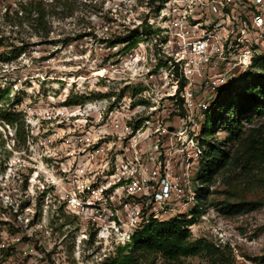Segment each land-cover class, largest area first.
Returning a JSON list of instances; mask_svg holds the SVG:
<instances>
[{"label": "rangeland", "instance_id": "1", "mask_svg": "<svg viewBox=\"0 0 264 264\" xmlns=\"http://www.w3.org/2000/svg\"><path fill=\"white\" fill-rule=\"evenodd\" d=\"M153 10L152 0H0V90L8 89L0 91V177L38 165L41 148L30 151L28 141L33 132L34 144L41 147L43 134L73 122L71 117L59 121L66 118L60 115L62 106L96 102L104 108L115 99L131 97L147 104L134 123L142 125L148 118L146 126L159 123L178 133L184 129L189 145L193 136L203 151L205 141L221 142L230 156L212 181H202L203 186L209 185V192L200 191L197 209L193 203L181 207L194 214L191 237L205 238L210 252L203 249L180 264H264V111L252 106L243 114L236 127L238 139L225 129L229 117L205 137L206 110L223 86L232 87L233 96L244 92L245 72L226 74V82L218 87L211 86L209 78H197L179 86L177 94L183 93V100H172L174 79L167 62L157 54L154 36L143 37L142 44L133 47L127 39L117 41ZM143 91L149 100L142 97ZM98 108L92 109L97 115ZM5 115L13 121H6ZM28 155L35 157L33 164ZM201 158L186 171L192 190L199 188ZM3 182L7 181L0 182V191L12 194L19 184L27 185L24 173L17 183ZM57 204L52 206L57 213L35 218L37 224L42 219L48 229L44 264H109L117 245L100 240L91 227L80 225ZM145 264L174 263L157 257Z\"/></svg>", "mask_w": 264, "mask_h": 264}, {"label": "built area", "instance_id": "2", "mask_svg": "<svg viewBox=\"0 0 264 264\" xmlns=\"http://www.w3.org/2000/svg\"><path fill=\"white\" fill-rule=\"evenodd\" d=\"M152 7L148 19L138 24V43L154 36L157 54L174 79L172 100H183L184 94H177L181 85L202 77L218 87L226 74L246 72L264 57V0H152ZM147 27L153 29L149 35ZM141 95L147 99L146 91ZM62 107L60 115L66 118L59 116V121L71 117L73 122L43 134L41 147L31 134L30 151L41 148L42 154L38 165L28 155L33 165L21 172L27 185L19 184L16 194L0 191V264H44L48 229L35 218L57 213L56 201L57 208L91 227L100 240L117 246L128 244L135 230L152 220L194 215L181 209L197 206L204 187L198 177L199 188L190 189V173L185 176L203 157L194 136L189 145L184 129L146 126L148 118L142 125L134 123L147 104L127 96L104 108L96 102ZM21 173H6L0 182L17 183Z\"/></svg>", "mask_w": 264, "mask_h": 264}, {"label": "trees", "instance_id": "3", "mask_svg": "<svg viewBox=\"0 0 264 264\" xmlns=\"http://www.w3.org/2000/svg\"><path fill=\"white\" fill-rule=\"evenodd\" d=\"M139 30L140 25L130 30L128 34L120 36L117 41L121 42L127 39L129 46L133 47L141 39ZM152 32L153 29L150 27L145 29V33L148 35ZM253 67L244 74L247 77L244 92L240 91L233 96L231 95L232 87L223 86L219 89L218 97L206 110V121L203 124L205 137L213 134L214 125H219L225 120V117H229L230 123L226 125L225 129L229 135L238 139L239 134L236 132V127L241 123L243 114L249 111L252 106L262 107V111H264V57L257 58ZM0 91L7 93L8 89ZM12 118L4 116L8 122L13 121L14 118ZM16 132H19L18 127ZM204 143L205 148L198 177L203 181L210 182L221 169L226 167L230 156L226 154L221 142L207 140ZM202 191L208 193L209 185L204 186ZM244 205L246 204L240 203V206ZM197 207L198 205L195 206V209ZM194 219V216L178 214L170 219L150 221L135 230L128 244L116 247L115 253L109 258V264H145L157 257H161L165 262L180 264L183 258L189 255L203 249L209 251L210 245L207 244L205 238L193 239L191 237L189 225Z\"/></svg>", "mask_w": 264, "mask_h": 264}]
</instances>
